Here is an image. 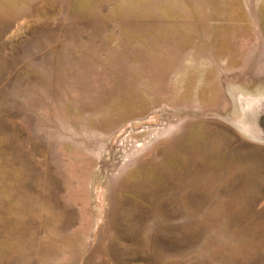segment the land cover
<instances>
[{"label": "rangeland", "instance_id": "obj_1", "mask_svg": "<svg viewBox=\"0 0 264 264\" xmlns=\"http://www.w3.org/2000/svg\"><path fill=\"white\" fill-rule=\"evenodd\" d=\"M260 81L264 0H0V264H264Z\"/></svg>", "mask_w": 264, "mask_h": 264}, {"label": "water", "instance_id": "obj_2", "mask_svg": "<svg viewBox=\"0 0 264 264\" xmlns=\"http://www.w3.org/2000/svg\"><path fill=\"white\" fill-rule=\"evenodd\" d=\"M242 97L238 105L237 129L246 137L264 143V81L252 82L239 88ZM229 114L236 112L235 106L228 108Z\"/></svg>", "mask_w": 264, "mask_h": 264}]
</instances>
